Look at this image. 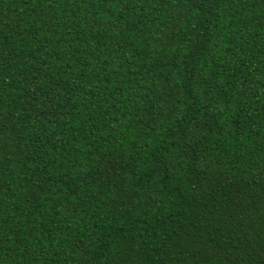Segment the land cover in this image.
Listing matches in <instances>:
<instances>
[{
	"label": "trees",
	"instance_id": "trees-1",
	"mask_svg": "<svg viewBox=\"0 0 264 264\" xmlns=\"http://www.w3.org/2000/svg\"><path fill=\"white\" fill-rule=\"evenodd\" d=\"M0 264H264V0H0Z\"/></svg>",
	"mask_w": 264,
	"mask_h": 264
}]
</instances>
